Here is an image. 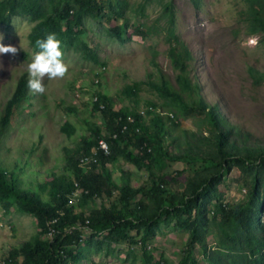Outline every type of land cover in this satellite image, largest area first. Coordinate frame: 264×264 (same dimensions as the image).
<instances>
[{"label": "rangeland", "instance_id": "obj_1", "mask_svg": "<svg viewBox=\"0 0 264 264\" xmlns=\"http://www.w3.org/2000/svg\"><path fill=\"white\" fill-rule=\"evenodd\" d=\"M28 1L20 0L21 3ZM51 2L38 0L43 13L51 8ZM93 2L99 5V17H84L80 27L74 17L63 24V31L83 33L80 39L70 42L56 36L63 48V60L69 67L66 78L53 81L45 78V94L29 92L27 101L15 111L10 130L0 142V163L4 169L13 170L26 188L62 175L74 181L75 175L66 164V152L77 149L83 138L93 137L90 129L94 125H103L104 117L93 111L97 94L115 98V109L133 110L132 101L124 98L121 92L127 85L139 83L138 112L149 124L152 116L147 114L146 102L163 106L165 99L147 83L157 78L160 68L176 86L178 72L171 62L170 48L180 43L192 56L188 62V79L225 119L233 131V140L239 147L264 150V36L260 33L250 35L247 14L252 5L264 18V0ZM76 5L73 3L71 7L75 9ZM73 13L75 15V10ZM37 23L21 15L14 16L10 25L0 23V36L3 37L0 43L18 49L15 56L0 55V116L19 79L24 75L28 79L27 66L39 52L28 38ZM115 27L121 29L122 40L112 36ZM68 122L76 131L72 137L62 131ZM177 126L167 137L173 155L192 148L199 158L212 157L209 154H213L214 128L206 117H183ZM206 164L203 159L193 166L185 162L170 163L166 172L172 174L171 192L182 194L189 181L211 176L214 172L208 170L209 164ZM103 167L99 164L98 170L101 172ZM105 167L118 184L127 179L134 188L151 185L148 171L138 170L124 159L108 161ZM250 184V176L235 168L218 188L220 202L229 207L244 202ZM118 198L119 193L115 192L110 198L105 196L90 201L84 211L88 213L103 204L109 206ZM137 201L145 200L140 195ZM214 205L210 206V227L205 236L208 253L220 264H250L245 258L247 255L243 258L246 249L243 251L238 246L241 243L227 238L232 231L224 225L225 218ZM261 219L262 225L255 231L257 239L264 238V211ZM37 232L36 221L31 215L16 209L8 214L0 206V264L12 249L31 242ZM104 233L97 234L91 227H85L83 245L79 249L82 258L68 264H180L188 239V233L173 223L162 225L147 244L146 253L153 258L149 262L137 231L131 233L133 242L104 244L101 248L95 241L91 242L92 235L102 239ZM195 257L199 264H208L202 250H197Z\"/></svg>", "mask_w": 264, "mask_h": 264}, {"label": "trees", "instance_id": "obj_2", "mask_svg": "<svg viewBox=\"0 0 264 264\" xmlns=\"http://www.w3.org/2000/svg\"><path fill=\"white\" fill-rule=\"evenodd\" d=\"M72 1L52 0L51 8L43 13L38 0L25 3L20 0H2L0 23L10 25L12 18L19 15L38 22L28 37L35 50H39L36 41L46 38L50 33L63 41L68 39L71 42L80 39L83 33L63 31L64 23L74 17L75 23L80 27L84 17L97 18L101 13L99 5L93 0ZM73 3H77L75 9L71 7ZM249 8L247 14L250 17V35L260 33L264 36V18L258 9L252 5ZM111 34L122 40L120 28H113ZM170 57L174 70L178 72L176 86L160 68L157 78L147 83L165 99L163 106L146 102L147 114L152 116L149 124L143 121L144 117L138 112L139 83L127 85L121 92L124 98L132 101L133 110L127 107L115 109V98L97 94L93 111L104 117L103 125H94L90 129L93 137L83 138L77 149L66 152V164L75 175L74 181L62 175L54 177L50 182L26 188L23 180L13 170L8 172L0 163V206L8 214L16 209L31 215L38 228L32 241L12 249L3 264L78 262L82 258L79 249L83 245L85 227H91L97 234L105 232L102 239L91 236V242L95 241L100 248L104 244L111 246L133 242L131 233L137 231L141 235L139 243L145 250L146 261L152 262L153 258L146 253L147 244L162 225L171 223L188 233L180 264H199L195 257L197 250L204 252V259L208 264H220L215 256L208 253L205 242L210 227V206L214 203V208L225 218L224 225L229 228V232L232 231V235L227 238H233L234 243H241L238 246L243 251L246 249L243 258L247 255L245 258L250 264H264V253L261 254L264 238L257 239L255 236L256 229L262 225L261 213L264 211V150L259 151L250 146L239 147L233 140V131L225 119L202 98L199 87L188 79V62L192 60V56L183 44L172 46ZM90 58L93 59L92 55ZM28 93L27 78L24 75L19 79L0 116V142L10 130L15 111L27 101ZM165 108L167 111L163 110ZM196 116L206 117L214 128L211 141L213 154H209L212 157L199 158L192 148L173 155L168 135L171 136L172 129L174 131V127H178L179 119ZM62 131L68 137L76 132L69 122L62 127ZM103 139L109 147L108 155L99 146ZM95 149H98L96 161L82 165L81 159L92 157ZM119 159H124L138 170L148 171L151 185L148 188H134L127 179H122L123 182L118 184L105 163L117 162ZM202 159L209 164V167L206 164L208 170L214 173L201 181H189L182 194L171 192L172 174L166 172L169 164L185 162L193 166ZM99 164L104 166L101 172L98 170ZM235 168L249 175L251 184L247 199L235 207H229L220 202L217 192L224 177ZM78 188L83 192L82 196L78 202L70 204L69 200ZM115 192L119 193L116 202H111L109 206L103 204L88 213L84 211L90 201L105 196L110 198ZM140 195L145 201L139 203L137 198ZM77 208L80 209L79 212ZM51 233L52 237H47ZM258 255L260 256L257 257Z\"/></svg>", "mask_w": 264, "mask_h": 264}, {"label": "clouds", "instance_id": "obj_3", "mask_svg": "<svg viewBox=\"0 0 264 264\" xmlns=\"http://www.w3.org/2000/svg\"><path fill=\"white\" fill-rule=\"evenodd\" d=\"M2 39L3 37L0 36V40ZM36 46L40 51L27 66V87L30 94L43 95L46 92L45 78L49 81L62 80L68 75L69 67L63 60L64 54L61 50V42L56 38L54 33L48 34L44 39H38ZM17 53L18 49L16 47L12 45L5 46L3 43H0V55L11 54L15 56ZM101 141L105 142V140ZM97 150L95 149L93 152L94 157L97 155Z\"/></svg>", "mask_w": 264, "mask_h": 264}, {"label": "built area", "instance_id": "obj_4", "mask_svg": "<svg viewBox=\"0 0 264 264\" xmlns=\"http://www.w3.org/2000/svg\"><path fill=\"white\" fill-rule=\"evenodd\" d=\"M100 149L103 150L106 155H108L110 153L109 147H108L107 143L104 142V141H101L100 142ZM92 161H96V159H95L94 156L93 157H84V158L81 159V164L82 165H86V164H88V163H90ZM76 186H78V184H76ZM82 193L83 192L81 191V189H79V188L76 189V191L74 192V194L70 198L69 203L70 204L76 203L78 201L79 197L82 196ZM47 237H50L51 238L52 237V233L49 234V236H47Z\"/></svg>", "mask_w": 264, "mask_h": 264}]
</instances>
